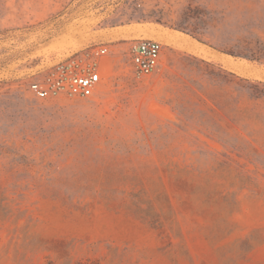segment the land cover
Returning <instances> with one entry per match:
<instances>
[{
	"label": "rangeland",
	"instance_id": "1",
	"mask_svg": "<svg viewBox=\"0 0 264 264\" xmlns=\"http://www.w3.org/2000/svg\"><path fill=\"white\" fill-rule=\"evenodd\" d=\"M99 45L93 97H33ZM0 264H264V0H0Z\"/></svg>",
	"mask_w": 264,
	"mask_h": 264
},
{
	"label": "built area",
	"instance_id": "2",
	"mask_svg": "<svg viewBox=\"0 0 264 264\" xmlns=\"http://www.w3.org/2000/svg\"><path fill=\"white\" fill-rule=\"evenodd\" d=\"M127 51L131 58V72L136 79L144 81L160 70L164 45L157 39L130 41ZM110 56V49L105 45L73 52L34 73L35 79L29 84V90L37 100H87L104 83V70Z\"/></svg>",
	"mask_w": 264,
	"mask_h": 264
},
{
	"label": "trees",
	"instance_id": "3",
	"mask_svg": "<svg viewBox=\"0 0 264 264\" xmlns=\"http://www.w3.org/2000/svg\"><path fill=\"white\" fill-rule=\"evenodd\" d=\"M199 43L201 44H206L204 41H202L199 37L195 36V35H192ZM214 50L220 52V53H223V54H228V55H234L236 57H243V58H247L249 60H256L254 59V57H251L249 55H246V54H242V55H236V54H232L231 52H227V51H223V50H219L217 48H213ZM197 58V57H196ZM198 59V58H197ZM199 61L203 62V63H206V64H209V61H207L206 59H199Z\"/></svg>",
	"mask_w": 264,
	"mask_h": 264
},
{
	"label": "bare ground",
	"instance_id": "4",
	"mask_svg": "<svg viewBox=\"0 0 264 264\" xmlns=\"http://www.w3.org/2000/svg\"><path fill=\"white\" fill-rule=\"evenodd\" d=\"M158 27H159V26H158ZM155 28H156V27H155ZM158 29H159V28H158ZM159 31H160V30H159ZM167 33H169V31H168ZM171 33H172V32H171ZM178 33H179V31H178ZM178 33H177V34H178ZM179 34H180V33H179ZM160 35H162V34H160ZM172 35H173V34H172ZM165 36H166V35H165ZM167 36H168V34H167ZM171 37H172V36H171ZM163 38L165 39V37H163ZM166 38H167V37H166ZM186 38H187V36H186ZM186 38H185V39H186ZM180 39H181V38H180ZM188 39H189V38H188ZM162 40H163V39H162ZM173 40H174V39L170 38V40H169L168 42L173 41ZM174 41H177V39H175ZM178 41H179V39H178ZM188 41H190V40H188ZM181 42H182V40H181ZM170 43H171V42H170ZM173 43H174V42H173ZM185 43H187V42H185ZM188 43H189V42H188ZM190 43H191V42H190ZM190 43H189V45L192 44V43H191V44H190ZM174 44H175V43H174ZM178 44H179V42H178ZM178 44H177V45H178ZM195 44H196V43H195ZM183 45H185V44H183ZM193 45H194V44H193ZM193 45H192V46H193ZM196 45H197V44H196ZM196 45H195V46H196ZM171 46H172V45H171ZM175 46H176V45H175ZM178 46H179V45H178ZM197 46H198V45H197ZM176 47H177V46H176ZM183 48H184V47H183ZM180 49H181V47H180ZM199 49H200V48H199ZM184 50H185V49H184ZM201 50H203V49H201ZM186 51H188V50H186ZM203 51H205V50H203ZM192 52H193V51H192ZM196 53H197V52H196Z\"/></svg>",
	"mask_w": 264,
	"mask_h": 264
}]
</instances>
